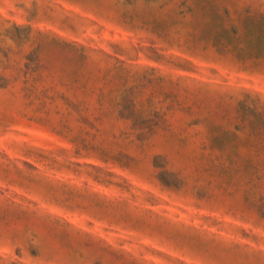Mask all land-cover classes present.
Returning a JSON list of instances; mask_svg holds the SVG:
<instances>
[{"label": "rangeland", "instance_id": "374dc122", "mask_svg": "<svg viewBox=\"0 0 264 264\" xmlns=\"http://www.w3.org/2000/svg\"><path fill=\"white\" fill-rule=\"evenodd\" d=\"M0 264H264V0H0Z\"/></svg>", "mask_w": 264, "mask_h": 264}]
</instances>
